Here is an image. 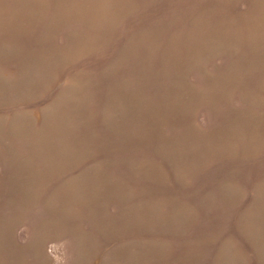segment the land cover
Segmentation results:
<instances>
[{
    "label": "rangeland",
    "instance_id": "374dc122",
    "mask_svg": "<svg viewBox=\"0 0 264 264\" xmlns=\"http://www.w3.org/2000/svg\"><path fill=\"white\" fill-rule=\"evenodd\" d=\"M0 264H264V0H0Z\"/></svg>",
    "mask_w": 264,
    "mask_h": 264
}]
</instances>
